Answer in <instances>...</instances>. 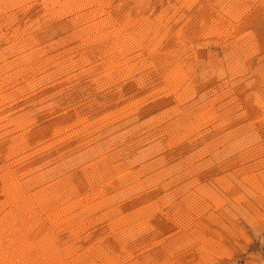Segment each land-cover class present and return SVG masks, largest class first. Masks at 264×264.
Wrapping results in <instances>:
<instances>
[{"label": "rangeland", "instance_id": "rangeland-1", "mask_svg": "<svg viewBox=\"0 0 264 264\" xmlns=\"http://www.w3.org/2000/svg\"><path fill=\"white\" fill-rule=\"evenodd\" d=\"M0 205V264H264V0H0Z\"/></svg>", "mask_w": 264, "mask_h": 264}, {"label": "bare ground", "instance_id": "bare-ground-1", "mask_svg": "<svg viewBox=\"0 0 264 264\" xmlns=\"http://www.w3.org/2000/svg\"><path fill=\"white\" fill-rule=\"evenodd\" d=\"M86 1V0H85ZM94 2H95V0H94ZM65 3V2H64ZM98 3V2H97ZM257 10V9H256ZM140 13V12H139ZM116 39V38H115ZM129 40V39H128ZM115 42V41H114ZM122 44V43H121ZM21 45V44H20ZM16 46H17V44H16ZM110 47V46H109ZM21 48V47H20ZM108 48V47H107ZM116 49V48H115ZM127 49V48H126ZM122 50V49H121ZM25 53V52H24ZM128 53V52H127ZM38 54V53H37ZM29 55V54H28ZM115 55V54H114ZM122 55V54H121ZM124 55V54H123ZM24 56V55H23ZM108 61V60H107ZM111 61V60H110ZM118 61V60H117ZM83 63V62H82ZM120 65V64H119ZM176 69V68H175ZM91 70V69H90ZM177 70V69H176ZM13 86V85H12ZM16 119V118H15ZM102 159V158H101ZM99 162H100V160H99ZM92 166V165H91ZM95 166V165H94ZM89 167V166H88ZM92 167H90V169H91ZM94 170V169H93ZM92 170V171H93ZM103 170V169H102ZM48 176V175H47ZM45 177V176H44ZM90 177V176H89ZM4 180V179H3ZM63 181H65V180H63ZM73 185V184H72ZM90 185V184H89ZM2 186V185H1ZM15 186V185H14ZM66 186V185H65ZM44 187V186H43ZM14 188V187H13ZM42 188V187H41ZM94 188V187H93ZM17 189V188H16ZM51 189V188H50ZM56 189V188H55ZM72 189V188H71ZM70 189V190H71ZM87 189V188H86ZM2 190V189H1ZM62 190V189H61ZM36 191V190H35ZM45 191V190H44ZM59 191V190H58ZM68 191V190H67ZM88 191V190H87ZM46 192V191H45ZM57 192V191H56ZM61 192V191H60ZM89 192V191H88ZM4 193V192H3ZM49 193V192H48ZM15 194V193H14ZM43 194H44V192H43ZM42 193H41V195L43 196V199H44V197H45V195H47V193L46 194H44L43 195ZM52 194V195H51ZM51 194H49V196H53L54 194L53 193H51ZM2 195H4V194H2ZM16 195H17V192H16ZM24 195V194H23ZM63 195V194H62ZM71 195V194H70ZM40 196V195H39ZM42 196H40V197H42ZM48 196V197H49ZM18 197V196H17ZM31 197H32V195H31ZM47 197V196H46ZM45 197V198H46ZM54 197V196H53ZM52 197V198H53ZM34 198H36V196L34 197ZM55 198V197H54ZM70 198H72V197H70ZM95 198V197H94ZM15 199V198H14ZM22 199V198H21ZM25 199V198H24ZM31 199V198H30ZM43 199L41 200V201H43ZM65 199V198H64ZM40 200V199H39ZM48 200H50V199H48ZM47 200V201H48ZM56 200V199H55ZM17 201V200H16ZM40 201V202H41ZM54 201V200H53ZM20 202V201H19ZM46 202V201H45ZM59 202V201H58ZM88 202V201H87ZM49 203V202H48ZM53 203V202H52ZM57 203V202H56ZM70 203V202H69ZM68 203V204H69ZM25 204V203H24ZM57 204H59V203H57ZM67 204V203H66ZM71 204V203H70ZM20 205H22V204H20ZM32 204H30V207L28 208V209H30L32 206H31ZM37 205V204H36ZM43 205V204H42ZM46 205V204H45ZM53 205V204H52ZM63 205V204H62ZM71 205H73V203L71 204ZM1 206V205H0ZM55 206V205H54ZM64 206V205H63ZM2 207V206H1ZM25 207H26V205H25ZM43 207V206H42ZM48 207V206H47ZM59 207V206H58ZM60 207H61V205H60ZM65 207V206H64ZM70 208H71V206H69ZM39 208V207H38ZM57 208V207H56ZM62 208V207H61ZM43 209V208H42ZM48 209V208H47ZM50 209V208H49ZM58 209V208H57ZM64 209V208H63ZM65 209H66V207H65ZM53 210H55V209H53ZM60 210V209H59ZM30 211H31V209H30ZM46 211H48V210H46ZM52 212V211H51ZM56 212V211H55ZM61 212H62V210H61ZM61 212H58L59 214L61 213ZM50 213V212H49ZM35 214V213H34ZM47 215V214H46ZM5 216V215H4ZM49 216V215H48ZM38 217V216H37ZM47 217V216H46ZM50 217V216H49ZM56 217H58V216H56ZM51 218V217H50ZM53 218V217H52ZM55 219H57V218H54V220ZM13 221H15L14 219H12ZM59 221V220H58ZM56 222H57V220H56ZM97 222V221H96ZM16 223V222H15ZM26 223V222H25ZM28 223H30V225L27 227L28 229H26V231L24 232V236L23 235H21V236H23V238L22 237H19V235H18V237H16V239H13V241H12V244H11V246H12V250H11V254H10V264H17L18 262H23V260H25L26 262H29L30 264H31V261H33V260H38L39 261V263H37V264H59V260L56 258V257H52L53 255L52 254H50V253H48V254H50V256H44L45 255V253H47V252H45L44 253V248L45 247H47V246H43V244H44V240L42 239L43 237H42V232L43 233H45V230L43 231L42 229H43V227L40 229V228H38L37 229V225L35 224V225H33V223H32V221H29ZM27 223V224H28ZM33 226H35L36 227V229H34L33 230ZM14 227H16V225L14 226ZM21 227V226H20ZM17 229V228H16ZM16 230H15V228H14V231H13V233L15 232ZM20 231L21 230H19V233H20ZM18 232V231H17ZM12 233V232H11ZM12 233V234H13ZM14 235H15V233H14ZM16 235H17V233H16ZM48 235V234H47ZM12 236V235H11ZM46 236V235H45ZM50 237V236H49ZM49 237H48V239H49ZM15 238V237H14ZM12 239V238H11ZM44 241V242H43ZM51 241V240H50ZM52 242V241H51ZM3 243V242H2ZM48 243V242H47ZM2 246V245H1ZM50 246H52V245H50ZM53 248V247H52ZM46 249V248H45ZM49 249H50V247H49ZM47 250V249H46ZM55 250V249H54ZM54 250L53 251H51V252H53L54 253ZM57 250V249H56ZM5 254V253H4ZM57 254V253H56ZM6 256H7V254H6ZM6 256H3L2 257V259L4 260L5 259V257ZM57 257H58V255H57ZM9 258V257H8ZM25 262V263H26ZM35 262V261H34ZM62 263V262H61ZM60 263V264H61ZM19 264V263H18ZM35 264V263H34Z\"/></svg>", "mask_w": 264, "mask_h": 264}]
</instances>
